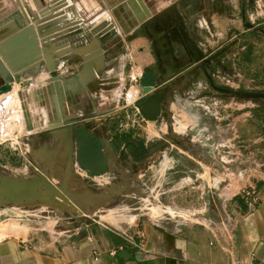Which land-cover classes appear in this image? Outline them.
<instances>
[{
  "label": "rangeland",
  "instance_id": "rangeland-1",
  "mask_svg": "<svg viewBox=\"0 0 264 264\" xmlns=\"http://www.w3.org/2000/svg\"><path fill=\"white\" fill-rule=\"evenodd\" d=\"M128 1L129 0H100L99 3H102L103 9L96 13L98 17L95 16L94 19L97 20L102 16L103 20L100 21L99 25L91 27L94 36L90 37L87 33L88 29L89 31L91 30L90 28L86 30L85 27L81 30V38L78 39L81 41L79 46H77L75 41L71 38L75 33L70 31L71 26L68 28L67 34L63 35L61 32L63 29L60 28L59 23L58 25L56 24L57 26L55 25L51 29L48 28L42 33L40 32L41 30H39L37 33L41 52L39 53L37 66L34 69L24 71L23 75L20 76V82H5L4 77L0 76V177L16 176L22 178L25 175H34V173L38 171L35 162L32 161L34 159L36 160V158L31 155L28 146H30L34 152L38 148H41L44 142L51 144L52 139L51 132L48 130L43 129L40 132L35 131L37 129L35 125L37 124H39L41 129L47 126L48 113L51 112L50 106L42 105L38 107L39 103L38 100H36V92L46 88V85L55 75L60 78V81L63 82L64 80V82H66L69 77L75 73L77 74L83 69L79 75V78L80 76L82 78L81 85L77 83L78 91L82 94L83 89L86 88L84 82L89 74V68L85 66L87 63L97 65L94 71L96 72L98 82L102 84L98 88L102 91V97H97L94 103L101 110H107L108 114L100 115L95 119L91 118L79 122L75 125V128L81 127V124H84L83 126H86L93 134L94 130H98L99 132L96 136L104 139L109 144L118 142L120 139L129 136L146 142L156 141L160 138L156 130L158 129V125L149 122L139 107L142 95L138 91L139 78L155 67L157 61V48L153 46L150 33L147 34L143 29L144 25L142 23L144 21L137 20L136 14V16L134 15L136 21H133V23H127L126 19L125 22L122 16H117V3ZM176 1L191 2V0H160L159 8H161V10L170 8V5ZM218 1L221 3L220 5ZM258 1L260 0H215L217 6H221L218 7V9L221 8V11L225 9L228 13H231L230 11L233 12V17L227 15L229 19H236L239 21L241 17H246V12H244L243 8L245 9L248 5L254 6ZM261 1L264 2V0ZM230 6H233L232 10H230ZM240 6L241 13L239 10ZM178 9L180 10V8ZM119 12L126 13L124 9ZM180 13L184 14L182 10H180ZM188 19L189 16L185 15L183 17L182 15V24L186 30H189ZM93 22L94 21H91L89 24ZM69 23L72 24L71 21H67V24ZM236 28L237 32L243 30L239 22L236 23ZM227 31L228 29L225 30V40L235 35ZM251 32L260 34L254 30H251ZM260 36L264 38L262 34ZM64 38H68V40L66 41ZM196 38L200 45L202 40L198 35V29ZM235 38L237 39V37ZM211 45L210 47L209 44L205 43L208 55L217 53L220 57V55L226 51V49L221 47V50L212 52V50L218 46L215 44ZM143 47L147 48V54L142 52L141 49ZM31 57L32 59L30 61L33 62L34 56L31 55ZM219 63L220 65L216 67L215 72L218 70L217 68H221L220 60ZM215 74L217 75L218 73ZM14 75L15 73L13 76ZM230 81L231 84L234 82V86L231 85V88H229L226 83H223L222 80L217 81L216 79H214V86L235 91L260 92L255 90V84L252 86L247 84V87H251V90H245V85L243 83H238L236 79H230ZM26 83L30 84L27 85ZM25 84L26 86H24ZM36 84L42 87H38ZM66 87L69 89L70 85L66 84ZM25 89L30 95V103L26 101L24 95L26 92ZM212 95H214V99L220 100L221 102L230 99L235 101L239 100L226 93H216ZM70 98L72 104L73 102L76 104L78 103L77 94L72 96V93L69 95L68 91V96L65 97L64 113L62 110L64 116L68 114L67 109L70 106ZM212 100L213 99L210 98L208 101L200 102L197 105H191L189 110L187 109L188 111L182 109L183 105L179 106L178 104L177 118L183 125H179L181 130H179L177 134L182 137V141H184V139H189L191 142L190 145L195 143V152L190 150H186V152L181 151V148L177 147V149H173L172 151L173 158L184 161L189 160L187 158L202 157L201 150L197 147L199 146L198 140L196 139L198 127L194 126L192 120L200 117L208 124V120L211 119L209 112H212ZM239 101L246 102L247 100ZM261 102L264 101H253L250 104L258 106ZM61 107L63 109V103ZM188 119L191 124L190 129L186 128V124L182 121L188 122ZM61 121L63 122V120ZM223 122L221 121L220 123ZM217 127L214 128L216 139L219 137V132L222 133L223 125L220 124V126ZM212 129L211 123L209 131H212ZM258 130H261L260 127L257 128V131ZM209 142L216 144L217 140H209ZM236 145H238L237 148L241 150L242 159L247 158L248 160L249 158L251 160L264 161V151L262 149L256 148L257 146L255 147L256 150L248 147L251 145L253 147V143H247L246 140L243 139L241 140V144ZM260 145L261 143L258 144V146ZM110 150H108L109 155L114 158V161L113 164L108 167L107 173L100 175L108 178V183H105L104 187L101 188L98 186L95 178L90 179L86 177L84 171L77 167L75 157L77 147L75 141L72 148L74 166L72 167L71 175L68 178L66 177L65 181L70 188L72 186L71 190L73 192L78 193V195L82 197L84 201H82V203L85 209L94 210L97 213L98 218L92 221V223L99 222L112 228L123 229L130 226L135 219L130 215H136L137 218H144L146 216L145 214H137L142 211V209L153 206L165 210L169 207L165 202L172 201L176 203V206H171L175 214L172 216H169V214H161V218L168 217L173 223L178 224L188 223L200 227L206 225L208 208H210V204H212L210 196L213 187L210 181L205 179L207 180L205 184H210V187H207L201 180H196L191 177L190 180L183 185L182 191L178 190L179 187L176 186V182L183 179L182 176H185L184 171L192 172V170H195L204 172L205 168H192L191 170V168L187 166L189 163H186L177 167L178 170L180 169L179 171H181V173L179 172L180 174H171L169 168L166 167V159L172 157L165 154L162 157L163 160L155 164L151 170H149L148 167L145 168L144 165H139L134 168L128 161H121L123 159L121 154L115 153L112 150L111 152ZM58 152L60 151L58 150ZM60 166H62L63 169L64 167L66 168V164L63 162ZM259 169L264 174V165L260 166ZM198 187H200L198 196L203 193L202 198H185V195H190V193L194 192V190L196 191ZM102 195L104 197L108 196V198L106 200L102 199ZM91 204L94 205V208L91 207ZM103 207L107 209H100ZM116 207L129 215H115L117 217L114 218V215L110 216L107 214V210ZM33 220L54 225L61 229L62 224L67 223L72 226H77L80 225V222L84 224L89 219L88 217L69 218L68 216L56 219L53 217L51 211H39L38 208H26L22 211H15L7 210L5 207L1 206L0 239L3 236L5 228Z\"/></svg>",
  "mask_w": 264,
  "mask_h": 264
},
{
  "label": "crops",
  "instance_id": "crops-1",
  "mask_svg": "<svg viewBox=\"0 0 264 264\" xmlns=\"http://www.w3.org/2000/svg\"><path fill=\"white\" fill-rule=\"evenodd\" d=\"M87 1L92 5L91 0ZM218 3L221 4L219 1ZM202 6V15L196 20L198 35L202 40L200 46L204 52H207L205 43L210 47L211 44L218 46L212 52L221 50V47L226 49L219 57L221 68H217L215 79L222 80L229 88L234 84H231L230 79L243 83L245 90H251L247 84H255L256 91L264 92V38L245 26H264V2L260 0L254 6L245 7L246 19L241 17L240 21L229 19L227 15L233 17V12L218 9L221 6H217L215 0H204ZM230 7L232 10L233 6ZM239 10L241 13V6ZM95 16L96 13L91 15V21L96 20ZM76 19L78 18L74 17L70 21ZM237 22L243 28L238 32ZM227 29V32L235 35L227 36L225 40ZM87 33L90 37L93 36V29ZM80 44L79 40L76 45ZM141 50L148 53L147 48L143 47ZM85 66L89 68L84 82L86 88L82 94L78 91L77 83L81 85V76L80 82L73 79L69 82V95L77 94L78 103L72 104L70 98L68 114L60 117L63 121L77 118L87 111L92 117L108 114L107 110H101L94 103L97 97H102V91L98 89L102 84L98 82L94 71L97 65L87 63ZM82 70L77 74L80 75ZM36 86L42 87L38 84ZM212 99L209 123L200 117L192 120L194 126L198 127L197 147L201 153L205 152L204 156L184 160L191 162L194 168H205V171L184 172L183 179L176 182L179 187L177 189L181 191L191 177L201 180L203 184L208 179L212 184V204L208 208L205 226L178 224L168 217L161 218V214H175L171 206H176V203L172 201L165 202L169 206L165 210L153 206L142 209L137 214H145L144 218L130 215L135 219L123 229L94 222L86 228L85 237L79 233L82 222L77 226L65 223L60 229L33 220L4 229L0 239V264H264V174L259 169L264 161L242 159L241 150L236 145L241 144L243 139L247 143H253L254 146H248L249 148L255 149L260 143L264 145V102L256 106L247 101L230 99L221 102ZM64 104L65 101L63 113ZM50 111L53 117L52 109ZM221 121L224 122L220 123ZM210 122L212 131H209ZM220 124L223 125V131L219 132V139H216L214 128ZM258 127L260 131H257ZM209 140H217V145ZM258 149L264 151V147ZM166 166L169 164L166 163ZM95 180L101 188L108 183V178L103 176L96 177ZM205 185L210 187V184ZM248 186L255 187L258 192L260 203L254 211L246 207L240 195L241 189ZM199 188L190 195H185V198H202L203 193L198 196ZM101 197L105 200L108 198L103 195ZM107 212L110 216L114 215V218L117 217L115 215H129L117 207ZM140 235L142 243L139 248L134 249L130 242H139ZM116 247H123V250L116 257H111L109 251Z\"/></svg>",
  "mask_w": 264,
  "mask_h": 264
},
{
  "label": "water",
  "instance_id": "water-1",
  "mask_svg": "<svg viewBox=\"0 0 264 264\" xmlns=\"http://www.w3.org/2000/svg\"><path fill=\"white\" fill-rule=\"evenodd\" d=\"M86 1L87 0H81L84 4ZM193 1L195 3V0ZM188 2L189 1H179L176 4L172 3L170 8L163 10L160 8H153L154 10L152 11V9H150L152 14L151 17L147 16V12L145 11L146 17L144 16V18H142L144 20L143 25L147 26L152 20L162 21V18L173 16L176 12V8L189 6L190 2ZM67 4L68 1L62 2L63 6H67ZM1 6L0 4V7ZM57 9L58 7L54 8V10ZM136 15L138 17L139 13ZM54 23L55 22L47 23L41 26L40 30L47 29L53 26ZM246 26L248 29L257 31L264 36L263 26H254L251 24H247ZM150 34L155 38V34L151 32ZM29 36L30 29L26 28L22 33L14 35L9 40L2 43L4 52L11 55L10 60L15 59L12 62V68H16L13 71L16 74V76H14L16 81L19 79L18 74L20 73L21 75L23 70L26 71L33 64L30 63L32 57L29 56H37L38 53L35 51L37 49L36 44ZM193 51L196 54L194 58L195 62H202L204 59L203 54L194 47ZM27 62L28 64H25ZM204 62L207 63L209 69L215 71L216 67L220 65L219 54L211 56ZM18 65L19 67H17ZM182 71L183 70L179 72ZM203 71L206 73V69H203ZM176 75L177 73L172 76H162L160 79L157 77L156 73L147 72L139 78L138 91L142 96H148L139 104V107L149 122L154 123L156 121L160 112V104L164 100L163 94L154 92L166 88V83ZM72 79L80 82L79 74H75L71 79L66 80V82H64V80L63 82L60 81V78L55 75L46 86L55 119L42 129L39 127V124H37V129L35 131L40 132L43 129L50 131L52 143L49 144L44 142L43 146L34 152L31 147L28 146L31 155L36 158V160H32L35 162L38 169L34 175H25L22 178L16 176L0 177V207L2 206L7 210L15 211H22L26 208H38L39 211H51L53 217L56 219L65 216L69 218L88 217L89 220L79 227V233L81 236L85 237L87 234L86 228L92 224V221L98 218V215L94 210L85 209L82 203V197L78 195V193L73 192L71 190L72 186L70 188L65 181V178L71 175L72 167L74 166L72 154L74 141L79 144V149L75 153L77 167L84 171L86 177L90 179L107 173L108 167L112 165L114 161V158L109 155L108 150L111 149L115 152L120 144H118V142L109 144L104 139L95 137L90 130L84 128V124H81V127L75 128V125L83 118L61 121L60 117L63 116L61 106L65 101L64 97L68 96L66 84L68 85ZM10 81L12 80L6 79V82ZM24 86H26V84ZM214 88L236 99L247 100L249 103L253 101H264V92L235 91L216 86ZM24 95L26 101L30 103L29 93L26 91ZM91 137H94V140H92ZM261 147H264V145L257 146L256 148ZM58 150L60 152H58ZM62 162L66 164V168L64 167V169L60 166ZM212 168L214 169V166H212ZM92 204L91 207L94 208Z\"/></svg>",
  "mask_w": 264,
  "mask_h": 264
},
{
  "label": "flooded vegetation",
  "instance_id": "flooded-vegetation-1",
  "mask_svg": "<svg viewBox=\"0 0 264 264\" xmlns=\"http://www.w3.org/2000/svg\"><path fill=\"white\" fill-rule=\"evenodd\" d=\"M177 2L179 1L174 2V4ZM180 10H182L185 15L189 16V30L183 27L182 15L183 17L185 15L181 14ZM180 10L176 8V12L173 16L162 18V21L152 20L147 26H143L147 34L150 32L155 34V38L150 34V39L153 41V46L157 48V61L155 67L148 72L156 73L157 77L160 79L162 76H172L176 73L177 75L166 83V88L154 92L164 95V100L160 104L159 115L154 122V124L158 125V129L156 130L160 138L156 141L146 142L129 136L118 141L120 145L115 153L121 154L123 157L121 161H128L134 168L139 165H144L145 168L148 167V169L151 170L155 164L163 160L162 157L164 154L172 157V151L173 149H177V147H180L181 151L186 152V150H190L195 152V143L190 145L191 142L189 139H184V141H182V137L177 134V132L181 130L179 125H183L177 118L178 104L179 106L183 105L182 109L188 111L191 105H197L202 101L214 98L212 94H224L223 92L215 90L214 79L216 72L209 69L207 63L204 62L211 56L218 54L213 53L208 55L207 52L203 51V48L199 45V41L196 38L197 26L195 20L202 15V0H195V3L191 0L189 6H181ZM246 25L247 24H245V26ZM193 47L203 54L204 59L202 62H195L194 58L196 54L193 51ZM203 69H206V73ZM181 70L183 71L179 72ZM147 97L148 96H142L141 102ZM84 109L85 107L83 110ZM88 112L89 111L86 113L84 112V114H80L77 117L83 118L80 122L91 118H98L89 116L87 114ZM185 124L186 128L190 129V122L188 121V124L187 122ZM84 128H86V126H84ZM98 132V130H94L95 137H97L96 134L98 135ZM91 139L94 140V137H91ZM76 147L78 151V142H76ZM204 153L205 152L201 153V156H204ZM166 163L169 164V166H166L169 168V172L176 175L181 173V171H179L180 169L178 170L177 168L181 164L189 163L187 166L190 167L191 170L194 168L191 162L181 161L173 157L167 158Z\"/></svg>",
  "mask_w": 264,
  "mask_h": 264
},
{
  "label": "bare ground",
  "instance_id": "bare-ground-1",
  "mask_svg": "<svg viewBox=\"0 0 264 264\" xmlns=\"http://www.w3.org/2000/svg\"><path fill=\"white\" fill-rule=\"evenodd\" d=\"M63 1L64 2L68 1L67 6L62 5ZM159 1L160 0H129L128 2L117 3L118 4L116 6L117 16L118 17L122 16L124 21L126 19L127 23L129 22L133 23V21H136L135 14L137 13H139V16L136 18L137 20H141L142 18H144L145 11L147 12V16L151 17L152 14L150 12L151 11L150 9H152L153 11L154 10L153 8H159L160 5ZM80 2L81 0H2L3 4L0 2V4L2 5L0 7V76L4 77L5 82L6 79H11L14 82H20L19 81L20 76L23 75L25 71L23 70V73L21 75L20 73L18 74L19 79L17 81L14 79V76H16V74L13 76L14 74L13 71L16 68H12L13 67L12 62L15 59L10 60L11 55H9V53H5L4 48L2 46V43L9 40L12 36L22 33L23 30H25L26 28L30 29L29 37L36 44L37 49L35 51L38 52L37 56L33 57L34 61L33 62L30 61V63H33L29 68L31 70L37 66L39 61L38 58H39V53L41 51L39 47L40 45L38 44L39 41H38L37 32L40 30L41 26L51 22H55L53 26H55L56 24L58 25L59 23L60 28L63 29V31H61L62 35L67 34L68 28H70L71 26L70 31L75 32L71 38L73 39V41H75V43H78L79 42L78 39L81 38L80 33L81 30H83V28L86 27L85 29L87 30L88 28L91 29V27L94 25H99L100 21L103 20L102 16L97 20H95L92 24H89V22L91 23V19H92L90 18L91 15L99 12L100 10L102 11L103 9L102 3H99V0H93V1L91 0L92 5L88 4L89 3L88 1H86L85 4L84 2L81 3ZM95 3L98 4L99 6L98 5L96 6ZM56 7H58V9L54 10V8ZM122 9H124L126 13H120L119 11H121ZM2 11L4 12L1 13ZM74 17H77L78 19L71 21L72 24L69 23L70 25L67 24V20L69 18L74 19ZM70 19L68 21H70ZM142 21L144 20L142 19ZM53 26L49 27V29H51ZM45 30L46 29H43L40 32L42 33ZM64 40L67 41L68 38H64ZM25 64H28V62ZM17 67H19V65ZM50 82L51 80L49 81V83ZM26 84L28 85L30 83H26ZM36 100H38L39 103L38 107L43 105V106H50V109H52V105L51 102L49 101L48 92L46 88L36 92ZM52 115L53 117L50 115V113H48V124L49 122L55 119L53 109H52Z\"/></svg>",
  "mask_w": 264,
  "mask_h": 264
},
{
  "label": "built area",
  "instance_id": "built-area-1",
  "mask_svg": "<svg viewBox=\"0 0 264 264\" xmlns=\"http://www.w3.org/2000/svg\"><path fill=\"white\" fill-rule=\"evenodd\" d=\"M240 195L246 205V207L251 210L254 211L256 210V208H258L259 206V197H258V192L256 190L255 187L253 186H248L246 188H242L240 191ZM140 241L139 242H135V241H131L130 244L134 249H137L140 247L141 243H142V236H139ZM123 250V247H116L114 249H111L109 251V255L111 257H116V255H118L119 252H121ZM97 260V259H95Z\"/></svg>",
  "mask_w": 264,
  "mask_h": 264
}]
</instances>
